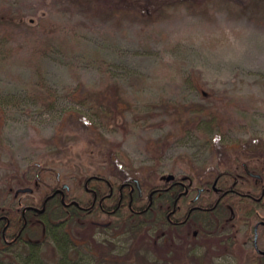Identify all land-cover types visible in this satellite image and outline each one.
Masks as SVG:
<instances>
[{
    "label": "rangeland",
    "instance_id": "obj_1",
    "mask_svg": "<svg viewBox=\"0 0 264 264\" xmlns=\"http://www.w3.org/2000/svg\"><path fill=\"white\" fill-rule=\"evenodd\" d=\"M109 1L0 0V17L7 18L0 26V206L14 205L18 176L34 162L80 192L81 176L115 168L107 154L116 144L126 176L143 186L169 175L194 181L235 162L264 169V0H185L152 13L118 11ZM37 67L57 95L53 106L27 95ZM75 86L80 95L110 92L126 108L115 121L99 122L65 94ZM159 99L224 105L218 141L199 130L175 133ZM253 143L255 150L246 147ZM236 220L239 242L231 253L214 249L208 264H255L251 241H242L252 237V223L245 225L242 214ZM94 238L126 259L109 262L81 244L70 248L71 257L81 254L80 264H167L161 241L151 245L105 227ZM18 250L1 248L2 264H28ZM38 256L54 264L57 254L41 244Z\"/></svg>",
    "mask_w": 264,
    "mask_h": 264
},
{
    "label": "trees",
    "instance_id": "obj_2",
    "mask_svg": "<svg viewBox=\"0 0 264 264\" xmlns=\"http://www.w3.org/2000/svg\"><path fill=\"white\" fill-rule=\"evenodd\" d=\"M178 1L185 0L109 2H112L118 11L143 10L152 13L163 4ZM6 21V17H0V26H4ZM35 75L27 95L40 106H53L57 98L54 89L46 83L39 67L35 69ZM65 94L87 108L99 122L106 120L105 118L115 121L118 110L126 108V104H122V101L110 92L80 95L75 86L66 90ZM158 103L169 111L175 133L189 134L199 130L211 144L219 137V130L226 118L224 105L183 103L166 99H159ZM83 117L84 115H77V119L84 120ZM96 123L90 120L89 124ZM92 131L95 132L96 129ZM164 139L167 137L162 140ZM230 144L239 142H220L218 147L225 149L230 147ZM256 146L254 143L246 145L252 150H255L253 148ZM163 149H160L158 156L162 154ZM107 156L109 163L115 168L96 169L81 176L80 192H76L74 188H62V176L52 167H44L38 162L28 166L19 174L18 184L31 190L15 192L14 205L0 206V249H20L17 255L21 253L23 262L28 264H47L38 256L41 244L50 246L57 254L54 264H80L81 254L76 258L70 255V248L77 251L75 247L78 244L88 245L90 248L93 246L99 257L106 256L109 262L122 257L126 259L125 256L108 252L109 246L94 238L96 231L105 227L115 232L129 233L134 237L138 235L140 240L151 245L161 241L163 253L160 257L167 264H208L214 249L222 247L227 252H232L236 246L234 235L237 233V225H231L230 210L240 216L241 213H248L253 206H257V201L248 198L246 193L254 197L259 195L261 184L255 183L241 163L235 162L232 166L222 167L220 170L206 169L207 173L194 181L187 176L169 175L159 183L145 184L147 187H144L137 180L138 188L135 179L126 176L125 169L120 166V160L124 156L118 144L108 150ZM253 156V152L245 154V157ZM245 165L249 169V162L246 161ZM257 170L264 178V169ZM115 174H119V179L110 177H116ZM198 187H202V190L196 203L201 206L186 214L184 211L190 205V198L196 196ZM57 188L62 193L56 191ZM193 218L198 229L196 235L189 231ZM221 222H224V228H227V239L223 238L225 231H221ZM182 227L184 228L181 229ZM175 236H178L180 241L176 242ZM203 245L206 248L199 252L198 249ZM258 264H264L263 257Z\"/></svg>",
    "mask_w": 264,
    "mask_h": 264
},
{
    "label": "flooded vegetation",
    "instance_id": "obj_3",
    "mask_svg": "<svg viewBox=\"0 0 264 264\" xmlns=\"http://www.w3.org/2000/svg\"><path fill=\"white\" fill-rule=\"evenodd\" d=\"M243 166L246 170L247 166L245 165V163L243 164ZM254 173H258V172H254ZM258 174H259V176H253L250 174L249 175L253 177L256 184H258V185L261 184V189H260L259 195L254 197V196H250V195H248V193H246V196L248 198L257 201L256 202L257 206H253V209L248 213H246V212H245V214L241 213L245 217V225H249L250 222L252 223V237L250 238L249 236H247L246 240L244 238V239H242V241L244 243L251 241L252 255H249V256L251 257V261L254 262L255 264H258L259 260L262 257L264 258V200H262V197L264 195V178L260 173H258ZM136 184L138 186L137 182H136ZM61 187H62V183H61ZM138 188H139V186H138ZM66 189H69V186ZM201 190H202V187L197 188L196 196L193 195V197L190 198V201H189L190 205L187 206L186 211H184V213L186 212V214H188L189 212L193 211V209L199 208L201 206V205H198L196 203L197 196L200 194ZM56 191L62 193V191L59 188H57ZM261 200H262V202H261ZM26 207H28V206H26ZM177 208H178V206H177ZM203 208L206 209L207 207H203ZM174 210L175 209H173V211ZM252 212L254 213L253 215H252ZM229 213H230V220L232 221L231 225L232 226L238 225L236 222L239 220L235 221L238 213H234L233 210H230ZM241 219H243V218H241ZM194 223L191 224L192 230H191V228H189V231H191V233L196 235L198 232V229H197V227H195ZM224 226H225V223L221 222V231H225L224 235L222 234L223 238L227 239L226 234L228 231L226 230L227 228H224ZM236 230L238 231V227L236 228ZM3 234H4V232H3ZM236 235H237V233H235V235H234L235 236L234 237V241H235L234 245H237V243L239 242L238 241L239 239H237ZM242 241L240 243L244 244ZM229 253H231V252H229Z\"/></svg>",
    "mask_w": 264,
    "mask_h": 264
},
{
    "label": "water",
    "instance_id": "obj_4",
    "mask_svg": "<svg viewBox=\"0 0 264 264\" xmlns=\"http://www.w3.org/2000/svg\"><path fill=\"white\" fill-rule=\"evenodd\" d=\"M245 167H246V166H245ZM246 171H247V173L250 174V175H253V176H259L258 173H254V172L248 170L247 167H246ZM62 187H63V188H68V185H67L66 183H63V184H62ZM30 190H31V188H29V187H21V188H18V189L16 190V193L19 192V191H20V192H25V191H30Z\"/></svg>",
    "mask_w": 264,
    "mask_h": 264
}]
</instances>
